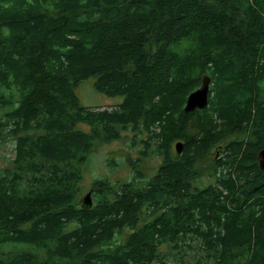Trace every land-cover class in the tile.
Returning a JSON list of instances; mask_svg holds the SVG:
<instances>
[{"label": "trees", "instance_id": "16d2710c", "mask_svg": "<svg viewBox=\"0 0 264 264\" xmlns=\"http://www.w3.org/2000/svg\"><path fill=\"white\" fill-rule=\"evenodd\" d=\"M205 76L209 105L185 114ZM90 79L122 102L83 105ZM263 82L264 0H0V264H264ZM232 129L246 136L196 186ZM124 132L143 145L132 179L82 206V167Z\"/></svg>", "mask_w": 264, "mask_h": 264}, {"label": "rangeland", "instance_id": "374dc122", "mask_svg": "<svg viewBox=\"0 0 264 264\" xmlns=\"http://www.w3.org/2000/svg\"><path fill=\"white\" fill-rule=\"evenodd\" d=\"M93 79L82 82L77 89V95L81 99L83 105L95 108H108L122 102V98H111L98 93L94 89ZM264 87V82L262 83ZM2 111L0 110V115ZM172 128L169 126L162 130L161 134L165 142L171 143L170 150L176 152L175 145L181 141L173 140ZM232 129L220 144L213 145L204 150L203 157L199 160L197 171L199 173L196 186L206 187L213 185L217 179V173L214 170L216 163L223 160V150L226 149L229 143L233 140H242L246 136L245 131L240 129ZM136 138L130 132H124L119 140L109 142L105 145H100L94 149L89 157L88 162L82 167L83 182L80 186V197H85L94 188L96 181L108 179L111 183L128 182L134 175L132 167L133 162L140 157V150L143 145L138 138L133 144L132 140ZM218 147H221V152L218 153ZM14 144L12 142L2 143L0 141V169L9 168L12 166L14 159ZM162 159L156 154L151 153L150 157L142 160L141 169L146 177L152 176L160 167ZM22 249L19 247L20 250ZM12 250V247L6 248V252ZM191 261L193 262L192 258ZM190 262V264L192 263ZM168 264H187L181 263L178 259L170 260Z\"/></svg>", "mask_w": 264, "mask_h": 264}, {"label": "water", "instance_id": "95a60500", "mask_svg": "<svg viewBox=\"0 0 264 264\" xmlns=\"http://www.w3.org/2000/svg\"><path fill=\"white\" fill-rule=\"evenodd\" d=\"M212 84V79L208 76H205L202 80L200 87L193 92L186 101V106L184 108V113L188 114L196 110L202 111L209 105V94L210 87ZM175 149L179 155L182 154L184 150V144L179 142L175 145ZM258 164L261 172L264 177V149L261 150L258 154ZM82 206L91 208L93 206L92 194L89 192L81 200Z\"/></svg>", "mask_w": 264, "mask_h": 264}]
</instances>
